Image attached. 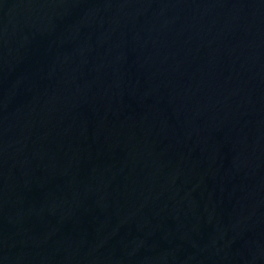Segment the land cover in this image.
I'll return each instance as SVG.
<instances>
[{"label":"water","instance_id":"95a60500","mask_svg":"<svg viewBox=\"0 0 264 264\" xmlns=\"http://www.w3.org/2000/svg\"><path fill=\"white\" fill-rule=\"evenodd\" d=\"M0 264H264V0H0Z\"/></svg>","mask_w":264,"mask_h":264}]
</instances>
